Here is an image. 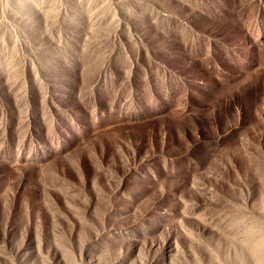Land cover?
<instances>
[{
	"label": "rangeland",
	"instance_id": "374dc122",
	"mask_svg": "<svg viewBox=\"0 0 264 264\" xmlns=\"http://www.w3.org/2000/svg\"><path fill=\"white\" fill-rule=\"evenodd\" d=\"M241 193L264 208V0H0V241L21 264H236L214 226ZM246 244L264 264V230Z\"/></svg>",
	"mask_w": 264,
	"mask_h": 264
},
{
	"label": "clouds",
	"instance_id": "9594fccd",
	"mask_svg": "<svg viewBox=\"0 0 264 264\" xmlns=\"http://www.w3.org/2000/svg\"><path fill=\"white\" fill-rule=\"evenodd\" d=\"M38 14L43 22L44 30L46 33H50L51 29L55 27L59 22V11L54 10L51 7H45L42 4H37ZM117 27L119 21L116 22ZM21 55V65H23L24 57ZM240 211L236 214L238 217H243V220L233 219L229 223L223 226H214V229L220 236L225 239H231L238 241L241 245L240 249H236L235 262L236 264H251L250 258L247 256L243 248L247 247L246 237L248 236L249 225L255 226L257 229L264 230V208H256L250 206L247 202V198L243 193L240 195ZM87 241H84L81 245L83 249L86 246ZM23 244L11 245L5 241H0V264H21L23 257H17V253L22 248ZM117 251V255H119ZM83 264V261H81Z\"/></svg>",
	"mask_w": 264,
	"mask_h": 264
}]
</instances>
